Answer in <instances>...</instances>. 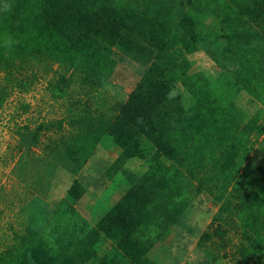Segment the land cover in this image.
Masks as SVG:
<instances>
[{"label":"trees","instance_id":"trees-1","mask_svg":"<svg viewBox=\"0 0 264 264\" xmlns=\"http://www.w3.org/2000/svg\"><path fill=\"white\" fill-rule=\"evenodd\" d=\"M199 47L232 67L239 101L189 74ZM113 49L147 67L109 105L100 84ZM0 72V103L42 82L67 101L64 120L17 127L24 148L56 128V151L80 169L108 136L118 155L107 177L128 185L94 227L71 214L14 232L0 264H154L153 248L203 192L219 206L199 245L264 264V170L245 163L264 135V0H0ZM29 108L19 102L18 116ZM84 193L74 180L64 201L73 208Z\"/></svg>","mask_w":264,"mask_h":264},{"label":"rangeland","instance_id":"rangeland-1","mask_svg":"<svg viewBox=\"0 0 264 264\" xmlns=\"http://www.w3.org/2000/svg\"><path fill=\"white\" fill-rule=\"evenodd\" d=\"M109 58L112 68L100 84L103 93L100 98L104 97L110 105L113 100H127L147 65L117 49H113ZM188 60L192 63L189 74L203 72L217 86L223 87L222 91L239 94L238 88L232 84L234 73L231 66L227 67L228 74H225V70L213 63L201 47L189 55ZM2 77L0 72V84ZM238 94L235 99L239 101ZM19 102L29 104L27 114L18 116ZM66 103V98L59 99L46 90L44 82L22 96L14 91L0 103V251L9 244L14 232L25 233L28 228L43 233L54 220H68L71 214L82 219L87 227H94L128 188L127 184L120 185L119 176L107 177L106 171L118 155L108 136L101 139L80 169L71 163L63 150L56 151V128L43 133L39 145L31 150L22 146L17 127L29 125L33 129L40 123L64 120L68 115ZM67 122L66 119L62 124L66 131ZM245 163L254 170H264V135L257 139ZM74 180L82 185L85 193L70 208L64 199ZM218 206L211 195L201 193L164 241L153 248L150 260L154 264H236L229 260V256L224 257L228 254L226 247L219 249L217 243L199 245L202 232L217 216ZM97 249L98 255L104 254L108 243L102 239Z\"/></svg>","mask_w":264,"mask_h":264}]
</instances>
